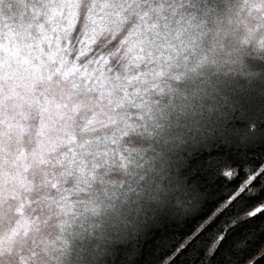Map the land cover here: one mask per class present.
<instances>
[{"label": "rangeland", "instance_id": "1", "mask_svg": "<svg viewBox=\"0 0 264 264\" xmlns=\"http://www.w3.org/2000/svg\"><path fill=\"white\" fill-rule=\"evenodd\" d=\"M258 67L264 0H0V264H90L135 231Z\"/></svg>", "mask_w": 264, "mask_h": 264}, {"label": "trees", "instance_id": "2", "mask_svg": "<svg viewBox=\"0 0 264 264\" xmlns=\"http://www.w3.org/2000/svg\"><path fill=\"white\" fill-rule=\"evenodd\" d=\"M241 95L245 97L240 101L219 104L225 115H217L220 110L213 112L208 130L196 137L195 142H187L188 146L170 153L168 175L175 174L170 183L173 189L167 191L165 200L156 209H149L141 216L146 217L135 231L105 242L101 254L93 257L95 261L90 264H164L166 254L171 252V237L165 238L163 225L198 214L205 202L214 197L217 182L226 194L237 193L249 175L251 180L233 207L238 218L246 221L242 233L252 232L254 240L249 248L233 256L243 264L254 255L264 243V214L251 219L246 214L264 204L261 194L264 191V91ZM214 118L217 122L212 125ZM176 264H192V261L181 258Z\"/></svg>", "mask_w": 264, "mask_h": 264}, {"label": "snow or ice", "instance_id": "3", "mask_svg": "<svg viewBox=\"0 0 264 264\" xmlns=\"http://www.w3.org/2000/svg\"><path fill=\"white\" fill-rule=\"evenodd\" d=\"M238 195L226 194L217 182L214 197L205 202L198 214L179 223L164 224L165 238L171 237V252L166 254L165 264H176L181 258L191 260L192 264H240L233 253L249 248L254 234L242 233L246 221L238 218L233 207ZM253 209L252 216L264 214V208ZM262 257L264 243L243 264H256Z\"/></svg>", "mask_w": 264, "mask_h": 264}, {"label": "clouds", "instance_id": "4", "mask_svg": "<svg viewBox=\"0 0 264 264\" xmlns=\"http://www.w3.org/2000/svg\"><path fill=\"white\" fill-rule=\"evenodd\" d=\"M259 208H264V204L258 205V206H257L256 208H254L253 210H256V209H259ZM251 217H252V215H251L250 212L246 214V218L251 219ZM207 255H208V253H206V257H207Z\"/></svg>", "mask_w": 264, "mask_h": 264}, {"label": "water", "instance_id": "5", "mask_svg": "<svg viewBox=\"0 0 264 264\" xmlns=\"http://www.w3.org/2000/svg\"><path fill=\"white\" fill-rule=\"evenodd\" d=\"M256 264H264V257H262L261 259H259Z\"/></svg>", "mask_w": 264, "mask_h": 264}]
</instances>
